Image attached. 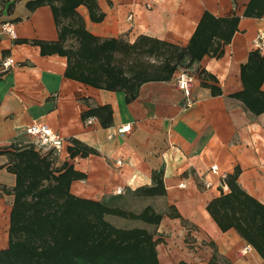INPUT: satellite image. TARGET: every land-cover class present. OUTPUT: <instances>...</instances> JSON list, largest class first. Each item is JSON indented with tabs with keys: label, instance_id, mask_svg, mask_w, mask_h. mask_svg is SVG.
<instances>
[{
	"label": "crops",
	"instance_id": "0c3cea01",
	"mask_svg": "<svg viewBox=\"0 0 264 264\" xmlns=\"http://www.w3.org/2000/svg\"><path fill=\"white\" fill-rule=\"evenodd\" d=\"M32 1L0 0V148L28 147L27 126L48 124L65 138L54 165L68 163L84 174L72 182V193L135 213L152 206L162 214L158 225L130 226L154 234L159 264H264L259 250L236 228L223 230L208 207L231 191L228 177L236 170L239 186L264 205V112L232 97L245 89L244 75L261 76L264 70V52L254 47L264 32V0H95L93 9L81 4L84 27L101 40L133 46L152 39L183 53L171 62L175 69L168 78L144 81L132 98L127 89L70 75L68 57L52 51L60 39L52 7L31 9ZM6 22L12 34L4 30ZM202 24L216 34L211 44L220 55L189 50ZM73 44L68 39L64 47ZM164 52L117 53L115 62L129 76L132 61L160 72L170 60ZM143 56L158 57V63ZM8 57L16 63L2 71ZM183 69L193 76L188 99L175 83ZM128 123L131 131L119 134L117 128ZM9 164V155L0 154V250L10 246L15 199ZM157 176L164 195L143 194ZM247 244L251 250L244 254Z\"/></svg>",
	"mask_w": 264,
	"mask_h": 264
},
{
	"label": "trees",
	"instance_id": "16d2710c",
	"mask_svg": "<svg viewBox=\"0 0 264 264\" xmlns=\"http://www.w3.org/2000/svg\"><path fill=\"white\" fill-rule=\"evenodd\" d=\"M94 3L95 0H34L29 3L31 9L41 5L52 7L60 28V39L52 51L68 57V73L107 89H127L130 98L136 95L144 81L168 78L175 69L171 62L183 54L179 48L152 39L150 43L144 39L130 46L115 39L95 37L84 27L77 11L81 4L93 9ZM208 29L206 24L198 29L189 47L194 54L222 53L219 47L212 48L211 41L216 34ZM68 39L77 46L65 48ZM164 49L170 53V60L163 62L160 72L150 71L141 62L132 61L128 68L132 75L129 76L126 69L115 62L117 53L159 55ZM257 52H252L250 57L257 56ZM263 79L264 70L261 76L257 73L247 78L244 75L245 89L232 97L241 99L255 113L264 112V92L260 90ZM102 109L105 111L107 107ZM102 124L107 125L104 120ZM0 154L9 155L8 169L16 175V185L12 189L15 199L10 246L0 250V264H159L158 240L154 239V234L146 228L120 227L108 220V216L115 215L158 225L162 214L152 206L135 213L75 195L71 192V184L84 174L68 163L56 167L51 152L44 154L33 146L22 148L13 144L12 149L0 148ZM238 175L239 170H236L228 177L231 191L214 199L208 207L223 230L236 228L264 257V205L239 186ZM142 193L164 195L162 177L157 176L156 185L142 189Z\"/></svg>",
	"mask_w": 264,
	"mask_h": 264
},
{
	"label": "built area",
	"instance_id": "2783aa9c",
	"mask_svg": "<svg viewBox=\"0 0 264 264\" xmlns=\"http://www.w3.org/2000/svg\"><path fill=\"white\" fill-rule=\"evenodd\" d=\"M4 30L10 34L13 33L12 24L6 22L4 24ZM255 49L264 52V32H260L255 41H254ZM15 60L12 57H8L2 62V71L8 70L15 64ZM176 87L183 91L186 98H190L191 90L193 85V76L188 72V70L183 69L177 75ZM91 122V120H89ZM119 134H125L131 131V124H124L117 128ZM26 133L31 137L29 146H33L37 151L47 154L53 153L56 156H59L64 151L65 138L60 136L58 132H56L53 128H51L46 123L33 122L26 128ZM111 136V135H110ZM19 146H22L19 144ZM117 164L121 165L122 160H117ZM211 170L213 172L218 171V165L213 164L211 166ZM123 192L122 188L117 189V193L121 194ZM251 250V245L247 244L243 248V253H247Z\"/></svg>",
	"mask_w": 264,
	"mask_h": 264
},
{
	"label": "rangeland",
	"instance_id": "374dc122",
	"mask_svg": "<svg viewBox=\"0 0 264 264\" xmlns=\"http://www.w3.org/2000/svg\"><path fill=\"white\" fill-rule=\"evenodd\" d=\"M74 43V41H73ZM118 55V54H117ZM146 61L150 60L153 61L155 60L156 63H158V57H149V56H143ZM121 59V58H120ZM119 57L117 56V61L120 60ZM108 220L111 221L112 223L116 224L117 226L120 227H130L132 225H135L133 222H136L137 224H143V221L137 220V221H132L131 219L115 216V215H110L108 216Z\"/></svg>",
	"mask_w": 264,
	"mask_h": 264
}]
</instances>
